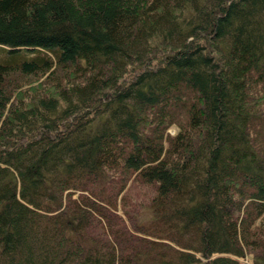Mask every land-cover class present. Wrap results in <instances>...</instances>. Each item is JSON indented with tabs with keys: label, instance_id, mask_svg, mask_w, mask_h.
<instances>
[{
	"label": "trees",
	"instance_id": "trees-1",
	"mask_svg": "<svg viewBox=\"0 0 264 264\" xmlns=\"http://www.w3.org/2000/svg\"><path fill=\"white\" fill-rule=\"evenodd\" d=\"M0 264H264V0H0Z\"/></svg>",
	"mask_w": 264,
	"mask_h": 264
},
{
	"label": "rangeland",
	"instance_id": "rangeland-1",
	"mask_svg": "<svg viewBox=\"0 0 264 264\" xmlns=\"http://www.w3.org/2000/svg\"><path fill=\"white\" fill-rule=\"evenodd\" d=\"M45 80V76L40 79H35L34 77H28L27 78V86L29 88L35 89V85L37 86L39 81ZM48 83V82H47ZM27 86H24L27 87ZM16 98L19 96L20 98H23V93L19 92L16 94ZM15 102V97L13 98ZM171 132H175V128H171ZM154 193V189L149 188L148 186H144L140 184L139 182L132 181L128 187L127 190H125V196H126V205L130 208L133 206L141 205L144 201L148 202L149 197Z\"/></svg>",
	"mask_w": 264,
	"mask_h": 264
}]
</instances>
